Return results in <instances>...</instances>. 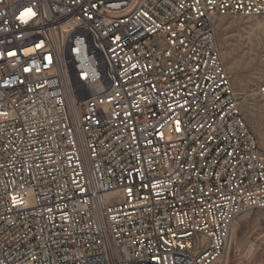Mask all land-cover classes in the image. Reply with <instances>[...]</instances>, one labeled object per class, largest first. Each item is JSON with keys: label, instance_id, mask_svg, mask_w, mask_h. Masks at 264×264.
I'll list each match as a JSON object with an SVG mask.
<instances>
[{"label": "built area", "instance_id": "1", "mask_svg": "<svg viewBox=\"0 0 264 264\" xmlns=\"http://www.w3.org/2000/svg\"><path fill=\"white\" fill-rule=\"evenodd\" d=\"M224 16L264 0H0V264H217L264 213Z\"/></svg>", "mask_w": 264, "mask_h": 264}, {"label": "rangeland", "instance_id": "2", "mask_svg": "<svg viewBox=\"0 0 264 264\" xmlns=\"http://www.w3.org/2000/svg\"><path fill=\"white\" fill-rule=\"evenodd\" d=\"M220 59L240 102L241 115L264 160V16H224L214 22ZM29 203L34 201L28 196ZM217 264H264V213L253 210L233 222Z\"/></svg>", "mask_w": 264, "mask_h": 264}]
</instances>
